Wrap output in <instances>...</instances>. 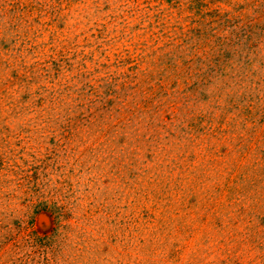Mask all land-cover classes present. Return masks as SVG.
Segmentation results:
<instances>
[{"label": "rangeland", "instance_id": "1", "mask_svg": "<svg viewBox=\"0 0 264 264\" xmlns=\"http://www.w3.org/2000/svg\"><path fill=\"white\" fill-rule=\"evenodd\" d=\"M0 264H264V0H0Z\"/></svg>", "mask_w": 264, "mask_h": 264}]
</instances>
